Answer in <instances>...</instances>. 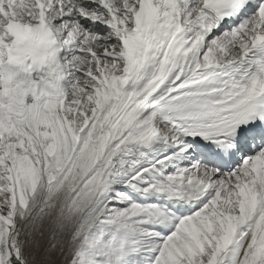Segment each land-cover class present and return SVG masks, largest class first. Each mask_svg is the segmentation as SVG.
<instances>
[{
  "label": "snow or ice",
  "instance_id": "snow-or-ice-1",
  "mask_svg": "<svg viewBox=\"0 0 264 264\" xmlns=\"http://www.w3.org/2000/svg\"><path fill=\"white\" fill-rule=\"evenodd\" d=\"M0 264H264V0H0Z\"/></svg>",
  "mask_w": 264,
  "mask_h": 264
}]
</instances>
